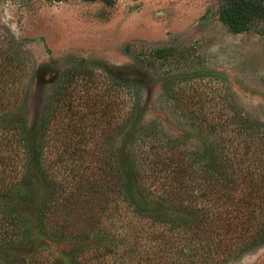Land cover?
<instances>
[{"label":"rangeland","instance_id":"1","mask_svg":"<svg viewBox=\"0 0 264 264\" xmlns=\"http://www.w3.org/2000/svg\"><path fill=\"white\" fill-rule=\"evenodd\" d=\"M220 2L0 0V104L33 127L53 85L65 86L71 73L67 88L79 111L113 101L116 121L129 118L123 131L111 135L116 156L130 134L135 141L136 131L152 138L156 130L198 144L205 135L198 120L182 113L183 104L211 114L238 104L264 123V33L231 29L220 17ZM162 49L165 58L157 55ZM131 106L134 113H124ZM85 117L92 132L85 136L103 142L104 118ZM99 162L93 157L89 166ZM59 171L61 191L74 183L62 166ZM94 174L96 181L84 183L72 202L60 194L64 235L47 245L41 241L43 257L50 260L44 264H60L55 260L67 255L73 260L67 264H152L148 235L118 230L137 224L134 207L110 197L99 170ZM227 264H264V244Z\"/></svg>","mask_w":264,"mask_h":264},{"label":"trees","instance_id":"2","mask_svg":"<svg viewBox=\"0 0 264 264\" xmlns=\"http://www.w3.org/2000/svg\"><path fill=\"white\" fill-rule=\"evenodd\" d=\"M220 17L234 31L264 33V0H221ZM161 53L165 58L167 50ZM71 81L70 73L65 86L53 85L33 127L0 104V264L50 262L40 243L64 235L60 194L68 203L78 198L84 183L96 181L95 170L110 197L134 207L137 224L118 230L148 235L152 264H227L264 244V123L238 104L215 114L183 104L182 113L198 120L205 135L198 144L136 131L135 141L130 134L116 156L111 135L123 131L129 118L116 121L113 101L82 113L67 88ZM125 112L132 115L134 106ZM86 113L104 118L103 142L85 136L92 133ZM93 157L101 164L90 167ZM61 166L74 184L59 191ZM67 256L55 263H73Z\"/></svg>","mask_w":264,"mask_h":264}]
</instances>
